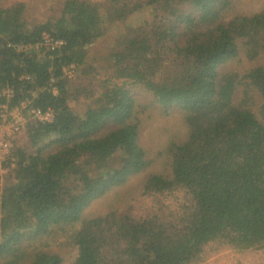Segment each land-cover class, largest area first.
<instances>
[{"label": "trees", "instance_id": "1", "mask_svg": "<svg viewBox=\"0 0 264 264\" xmlns=\"http://www.w3.org/2000/svg\"><path fill=\"white\" fill-rule=\"evenodd\" d=\"M236 1L0 0V121L53 111L25 110L5 160L0 264L264 257V7ZM173 107L183 127L150 143L144 115ZM115 186L137 192L126 210L83 212Z\"/></svg>", "mask_w": 264, "mask_h": 264}, {"label": "rangeland", "instance_id": "2", "mask_svg": "<svg viewBox=\"0 0 264 264\" xmlns=\"http://www.w3.org/2000/svg\"><path fill=\"white\" fill-rule=\"evenodd\" d=\"M230 9L228 10L229 13H239V12H248V11H254L257 9H261L264 7V0H237L236 2L232 3L230 5ZM145 18V14H142V16H136L135 19L131 22L132 25L136 26L137 24L141 23L143 19ZM255 64H262L264 65V52L261 53L257 58L252 60ZM249 63L246 60H232L230 62H227V64L221 65V69H228V68H235V69H244L245 66H247ZM91 93V92H90ZM156 109V108H155ZM153 116H150L149 113L144 115V122H143V134L147 139H150V143H155L158 141L157 137L158 134H163L166 131L167 127H170L173 125V123H177L175 128L179 126L181 129L183 127V123L181 121V115H180V109L179 107H173L171 111L168 114H163L160 111L153 110L150 111ZM161 126V129H159ZM174 128V129H175ZM173 130H170L171 132H174ZM156 137L154 138V136ZM163 136V135H162ZM19 137V136H18ZM21 137V136H20ZM154 168H159L158 166H154ZM137 178V177H136ZM12 179L11 175L7 173L6 179L3 182V185L0 187L3 193V188L5 185V182H10ZM135 182V179L133 180ZM117 187L109 188L106 193L101 194L94 198L88 205L85 206L83 212L85 214H105L114 208H119L120 210H126L128 202L132 204L134 200L136 199L135 195L137 192L130 191L127 195H124L123 192H121L119 195H117ZM134 198V199H133ZM148 199L145 200L142 196L141 199H138L135 201V208H138L139 210L143 211V214L146 212L147 209V203ZM145 204L143 205L142 203ZM145 207V210L142 208ZM152 208L149 209V211ZM52 248L58 249L60 252L62 251L59 247L56 245H53ZM260 251H256L254 249L253 253L248 252L245 257H243L244 264H264V257H259ZM64 255V263L68 264L71 263V261L75 258L77 255V250H71L67 252ZM236 251L232 248L228 249H222L220 252H218L215 255H211L202 262L201 264H236L237 259Z\"/></svg>", "mask_w": 264, "mask_h": 264}, {"label": "built area", "instance_id": "3", "mask_svg": "<svg viewBox=\"0 0 264 264\" xmlns=\"http://www.w3.org/2000/svg\"><path fill=\"white\" fill-rule=\"evenodd\" d=\"M25 110H27L31 116L41 121H47L53 118V111H42L38 108H31L28 110L24 100L12 107L4 105V109L1 113L2 119L0 121V187L3 185L9 170L5 167V160L10 154V146L14 143V139L17 138L19 134L24 133L27 120ZM1 193L2 190L0 188V194Z\"/></svg>", "mask_w": 264, "mask_h": 264}]
</instances>
